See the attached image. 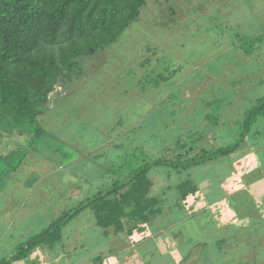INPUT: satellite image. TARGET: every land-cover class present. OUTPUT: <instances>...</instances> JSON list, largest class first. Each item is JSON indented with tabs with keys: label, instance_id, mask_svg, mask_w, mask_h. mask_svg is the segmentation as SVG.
Returning <instances> with one entry per match:
<instances>
[{
	"label": "rangeland",
	"instance_id": "374dc122",
	"mask_svg": "<svg viewBox=\"0 0 264 264\" xmlns=\"http://www.w3.org/2000/svg\"><path fill=\"white\" fill-rule=\"evenodd\" d=\"M257 35L258 48L246 55L241 36ZM74 61L80 69L58 77L36 111V123L49 134L40 141L49 138L50 145L30 149L17 169L3 160L17 162L30 135L0 120V206L33 204L60 216L108 193L117 180L128 181L126 190L145 161L186 160L234 139L224 121H238L264 95V0H146L116 42ZM159 73V84L143 80ZM62 145L72 156L65 162ZM148 177L162 212L149 221L125 218L118 233L110 227L112 244L96 235L100 227H84L93 221L88 210L64 223L52 249L44 244L38 256L35 249L7 264H94L99 256L98 264H264V237L255 233L264 235V116L236 153L182 172L153 166ZM188 179L199 188L183 198L178 186ZM230 206L242 217L251 209L252 221L239 220L236 211L226 217ZM237 221L251 227L248 235H240L241 243L222 241ZM8 238L16 252L19 242Z\"/></svg>",
	"mask_w": 264,
	"mask_h": 264
},
{
	"label": "trees",
	"instance_id": "16d2710c",
	"mask_svg": "<svg viewBox=\"0 0 264 264\" xmlns=\"http://www.w3.org/2000/svg\"><path fill=\"white\" fill-rule=\"evenodd\" d=\"M145 1L0 0V120L6 123L11 122L22 132L30 135L28 145L21 152L17 162L3 160L4 167L17 169L30 149L37 150L44 141L47 143L41 149L50 145L49 138L40 141L44 136L47 138L49 134L36 123V111L46 106L49 93L54 90L59 81L58 77L65 73H71V75L76 73L75 57L92 55L97 49L106 48L116 42L126 28L137 19ZM240 40V49H243L246 55H250L258 48L256 43L262 40V36H241ZM150 75L146 74L143 78L150 85L159 84L158 80L164 78L162 73H159L157 77ZM143 87L146 89L148 85L144 84ZM252 105L244 110L243 116L233 124L231 121H224L229 134H234V139L231 141L227 137L224 145L186 160L158 158L153 162L145 161L132 171L129 188L121 190L124 185H128V181L123 183L117 180L108 193L96 194L95 197L84 200L70 212L58 216L46 229L20 243L17 251L10 258L0 259V264L25 259L42 244L55 245L60 239L64 223L86 208H92L97 223L101 227L108 229L113 226L117 233L124 229L125 218L138 216L144 221H149L152 215L162 212L158 199L149 195L152 186V180L148 177L150 169L153 166L165 165L182 172L192 165L207 164L236 153L258 116H264V95L256 99ZM209 116L215 119L213 114ZM202 137L201 135L200 138ZM68 149V146H61L64 153L62 161L69 157ZM139 154L140 151H134V157L137 158ZM133 161L134 159L130 162L133 163ZM186 161L190 166L185 164ZM4 167L0 168V171ZM214 183L216 186L219 185V180L216 182L215 177ZM198 188V185L193 184L189 179L178 186L183 198ZM255 201L254 197H250V202ZM253 206L256 209V205L253 204ZM225 211H228L226 217L230 216L231 211H234L233 213L236 211L239 220L244 221L248 218L252 221L251 209L246 210L249 212L244 217L235 206H230ZM257 211L264 212L261 208H257ZM240 223L241 221H237L230 225L228 236L222 235V241L227 242L232 237L231 242L239 243L242 233L248 235L247 232H250L251 227L244 228V225ZM246 223L247 221L244 222ZM130 232L132 230L128 231ZM255 233L259 238L264 237L260 235L262 233ZM230 234L233 236H229ZM217 243H221V240L218 239ZM98 260L103 262L104 257H96L94 264H98Z\"/></svg>",
	"mask_w": 264,
	"mask_h": 264
},
{
	"label": "crops",
	"instance_id": "0c3cea01",
	"mask_svg": "<svg viewBox=\"0 0 264 264\" xmlns=\"http://www.w3.org/2000/svg\"><path fill=\"white\" fill-rule=\"evenodd\" d=\"M6 191H7V189H6ZM32 206H33V204L16 207L15 205L7 203V202H4L2 204V206H0V223H2L0 226V243H1L0 244V256H2L3 254L5 255L7 253H11L9 256V257H11V255L15 251V250H12V248L10 250L8 249L10 247L9 245L13 244V243L9 242L11 238H8L9 240H7V241L3 240L4 238L8 237V234H10V236L12 238H14L13 239L14 243L19 242V244H20V243L24 242L25 240H27L29 237L40 233L42 230H44L45 228H47L49 226L52 219H56L58 217V216H55L53 211H51V210H45V208H42L40 206L39 207H32ZM88 210L92 211L91 215L93 214L92 215L93 221H90V223H87L86 225H84V227H86L87 225H90V226L95 225L96 227H100L98 229L95 228L94 232L96 233V235L104 236V239H103L104 242L105 243L109 242L112 244V242H113L112 229L109 230V228L107 229V228L101 227L97 223V219H96V216H95L92 208H87L84 211H88ZM84 211H82V212H84ZM47 213L50 215H48ZM49 220H51V221L49 222ZM15 224H18V229H16L17 232L12 234L10 231L15 226ZM80 230H81V226L74 229L73 230V232H74L73 236L77 237L80 233ZM82 230H84V228ZM59 240L60 239H58L57 241H59ZM2 245H4V246H2ZM43 246H44V244L37 246L35 248L37 250L35 252V254L37 256H38V253L40 254L44 250ZM53 246L54 245L49 246V248L52 249ZM14 247H15V245H14ZM4 257H6V256H4ZM7 257H8V255H7ZM56 257H58V256H56ZM220 262H221V260H220Z\"/></svg>",
	"mask_w": 264,
	"mask_h": 264
}]
</instances>
